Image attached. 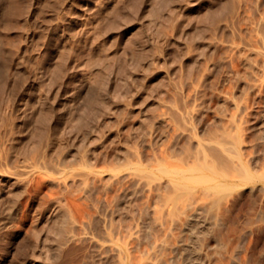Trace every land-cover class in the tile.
<instances>
[{
  "label": "rangeland",
  "instance_id": "374dc122",
  "mask_svg": "<svg viewBox=\"0 0 264 264\" xmlns=\"http://www.w3.org/2000/svg\"><path fill=\"white\" fill-rule=\"evenodd\" d=\"M1 1L0 264H121L119 248L125 264L172 256L153 254L179 234L171 190L149 181L156 159H183L197 136L232 144L264 172V0H231L189 43L202 0ZM136 51H146L140 63L130 61ZM87 81L94 97L79 95ZM242 200L241 219L252 210ZM60 207L72 223L51 257L43 231ZM256 217V231H229L233 259L220 252L218 264H264Z\"/></svg>",
  "mask_w": 264,
  "mask_h": 264
},
{
  "label": "bare ground",
  "instance_id": "6f19581e",
  "mask_svg": "<svg viewBox=\"0 0 264 264\" xmlns=\"http://www.w3.org/2000/svg\"><path fill=\"white\" fill-rule=\"evenodd\" d=\"M230 1L231 0H220V1H218V0H216V1L215 0H202L200 5H198V6L204 5V13H201L202 14L201 16L198 14L200 17L198 22L196 20V22L198 24L196 23L197 26L194 27L195 30H194V32L192 31L193 33L190 36L187 34L189 36V38L187 35H184L185 36V42L188 41V43H189V42H192L194 40L195 41L196 40H202L204 35L207 32V27H210V26L214 27L215 26V25L209 26V24L211 22L215 23L216 20L218 22V19L221 20L220 18H223L224 15L228 13V10H229V7H228L229 4L228 3ZM1 2L2 1L0 0V15L2 16V14H4L5 7L1 6ZM197 2H199V0H197ZM197 2H195V3H197ZM200 12L201 11H199V13ZM196 18H197V16H196ZM192 21H195V18ZM190 23H192V22L190 21ZM187 24H186V27L189 26V24H188V26H187ZM183 28H184V26H183ZM185 28H184V30H185ZM187 29H190V28H187ZM184 30H183V32H184ZM124 31H125V29H124ZM133 39L135 40V38H133ZM137 40H139V39H137ZM128 41H131V40H128ZM139 42H141V40ZM139 42H137V43H139ZM133 43H134V41H133ZM133 43H131V46ZM141 43H143V42H141ZM141 43H139V44H141ZM126 45H128L127 48L130 46L129 43ZM131 46L129 47V49H131ZM142 46H144V43ZM133 47H134V45L132 46V50L134 49ZM145 48H146V45H145ZM0 49H2V48L0 47ZM143 51L142 52L136 51L133 53H131L132 52L131 51V52H129V53H131L130 54L131 56L130 55H127V56H130L129 57V58H131L130 61H132V59H133L132 57H135L136 58V60L134 61L135 63L140 59V61L138 62V63H140L141 61H143V60H141V58L143 59V57L146 53V51L144 53H143ZM171 51H173V52H171V54L173 55L174 58H176L177 55H179L178 50L176 48H173V50L171 49ZM2 54H3V52H2ZM2 54H1V50H0V85L2 84V81L4 80V70H5V65H6L5 61H7L6 60L7 58L4 59L5 54H3V56H2ZM121 56H123V54ZM123 57L125 58V56H123ZM127 59H128V57H126L125 60H127ZM119 62H122V61L119 60L118 63ZM121 64H125V63L122 62ZM101 67H102V65H101ZM101 67L99 66L98 68H101ZM104 69H105V67H104ZM105 73H106V71L103 74H105ZM93 84L88 82V81L85 82L84 88L83 89L81 88L82 90H80L79 95L82 96V94H83L86 97L88 95H89V97L91 95H93L95 92L93 94L91 93V95L89 94L93 90L92 87L95 86L94 89L96 88V85L92 86ZM73 94H75V93L73 92ZM80 96H78V97H80ZM89 97H87V98H89ZM93 97H94V95H93ZM81 100L82 99H80L78 101L80 104H81ZM86 100L87 99H85V102H86ZM92 101H94V100H92ZM92 101L89 103H92ZM95 101H96V99H95ZM75 102H76V100H75ZM77 105H78V103H77ZM79 108L77 107L78 110H80ZM82 108H84V107H82ZM86 111H87V109L85 106L84 115H85ZM73 114H74V112H73ZM79 114H81V113H79ZM81 116H82V114H81ZM82 117L80 119H82ZM263 121H264V118H263ZM254 127H256V126H254ZM256 129H258V128H256ZM152 130L154 131V129H152ZM152 130H151V132L149 131L151 134L153 132ZM252 130H255V129H252ZM157 131L159 132L158 129H157ZM259 133L260 134H258V135L264 136V122L262 123V128H261V131ZM162 134H163V132H162ZM153 135H155V133ZM198 135H200V134H198ZM155 136H157V135H155ZM155 136H153V139ZM150 137H152V136H150ZM160 137H162V136L160 135ZM160 137H159V139L161 140ZM196 138H197V141L195 142L196 148L194 149V151H192L193 149H191V146H190L191 151H188L189 153L187 155L185 153L186 156H184V157L182 156L183 159H180L179 161L175 160V158H173L174 160L170 159L172 156L170 157V156H168V154H167V156H162L161 155L162 151L159 153V155L162 157L158 158L157 154H156V157L158 159H156V161L154 163V169L153 170L156 171L157 173H156L154 179L150 180L149 182H154V181H159V180L165 179V182L167 183L168 187H170V190H171L168 195L165 194L166 196H168L167 197V203H168L169 207L167 209H170L169 213L171 215L172 221L174 218H176V220H177V222H176L177 227L175 226L177 229H175V228L174 229L175 230L179 229L178 230L179 232H177L179 234L175 235L174 241L169 242V239H165L168 241L159 240L160 244L162 242L163 243L161 244V246L159 244L160 248L158 249L157 254L155 253V250H157V249H154V253H153L154 256H157L159 254V250L163 253L164 252H168V253L171 252V253H173V255L171 254L172 256H170V257L165 256L166 259H163L162 257H164V256H162V255H164V254H159L158 256L161 255L160 257L162 259L160 257L159 258L154 257V258H156V260H154L156 262V264H218L219 260H216L215 257L220 252L229 256L230 259H233L232 254H234L235 247L230 244L231 241L233 240V238L232 239L229 238V240H230L229 241L228 237H227L228 233H230L231 231H234V230L236 231V229H235L236 225H237V227H238V225H240L239 226L240 232L243 231L245 233L246 231H244V230H251L253 228V226H252L253 222H251V221H255L256 216H257L256 218H260V221H262L264 223V185H262V186L253 185L257 181H260L264 184V172H262L263 174L260 172L261 173L260 176H258L259 175L258 172H257L258 175H256L254 172V166H255V168L257 167L255 165V162L257 160L254 161L251 158H249L250 160L249 159L247 160V158H248L247 157L246 161H244L243 158H245L244 156H246V153L243 156L242 155L243 151L241 154L238 150H236V149L234 150L235 146L233 147L232 144L230 145L229 143H227L225 141L224 142L223 141H216V140L213 141L212 139L205 140V138L202 139L203 137L201 138L198 136ZM149 139L151 141L152 138H149ZM157 139H158V137H157ZM257 139H258V137H257ZM261 140H262V138H261ZM157 141H159V140H157ZM157 141L155 143H157ZM259 142L264 143L263 141H258V143ZM262 143H260V144H262ZM254 144H256V143L255 142L253 143V147H254ZM257 147H258V145H257ZM240 150H241V148H240ZM261 150H263V149H260L259 151H261ZM259 151H258V153H260ZM252 152H253V148H252ZM254 152H255V150H254ZM166 153L167 152H165L163 154L165 155ZM257 154H255V155H257ZM255 155H253V156H255ZM249 156H250V154H249ZM156 157H153L152 160L154 161V159ZM182 157H180V158H182ZM257 157H259V156H256V159H257ZM259 160L260 159H258V161ZM257 165H259V164H257ZM258 170H259V168L256 171H258ZM121 176L122 175H120V177ZM115 177L116 176H114V178ZM117 177H119V176H117ZM122 178H124V177H122ZM247 184H249V186L244 187V186H247ZM165 192L167 193V189H165ZM165 195H164V198H165ZM243 198L248 199V202H250L249 203L250 207L249 206H247V207H249V209L252 208V210H248L246 213L243 212L244 216L247 218V220H246V218L243 217L246 221L245 220L242 221L243 218L241 219V216H239V215H241V212H242V211L240 212L239 210H240V206L242 205L241 203L243 201L242 200ZM258 201H259V203H258ZM246 203H247V200H246ZM243 204H244V202H243ZM244 205L241 207L242 208L245 207ZM253 207H255L254 210H253ZM242 208H241V210L244 211V209H242ZM237 211H239V213H240L239 215H238ZM251 214L253 216L256 215L255 217H253L254 220L250 219ZM168 219H170L169 216H168ZM48 220L50 223L48 222L49 223L48 227L43 232H44V236L46 237V239L48 241L47 251H48L49 255H51V257H52V256H54L60 252L62 245L64 244L65 240L67 239V237L70 233L69 227L71 226L72 221H71V217L69 216V213L61 207L56 209L53 216H51ZM257 221H259V220H257ZM257 221H255V222H257ZM262 222H260V224L257 227H255V228H257V232L259 234L262 231H264V224H262ZM171 224H173V222H171ZM173 225H172V229H173ZM256 225H254V226H256ZM168 228H169V226H168ZM171 231L172 230H169V232H171ZM108 232H109V229H108ZM247 232H249V231H247ZM105 233H107V232H105ZM102 234H104V233H102ZM166 234H167V231H166ZM104 235H106V234H104ZM236 235H239V234H236ZM244 235L245 234H243V237H244ZM250 235H252V234H250ZM254 235H255V232H254ZM239 236H241V233ZM255 236H257V235H255ZM99 238H100V236H99ZM104 238H105V236H103L102 239H104ZM106 238H108L107 235H106ZM169 238H171V237L169 236ZM261 238H262V236L260 237V239ZM171 239H173V237ZM257 240L258 239H256V241ZM235 242L237 243V241H235ZM258 244H259V242H258ZM155 246L157 247V245H155ZM237 247H238V245H237ZM153 248L151 247V250ZM118 253L120 256L119 260L121 261V264H125V262L127 261V258H126V256L123 255V251L120 248H119ZM165 254L170 255L167 253H165ZM152 255H151V257H152ZM226 255H225V257H226ZM234 256L236 258V255H234ZM149 259H151V258H149ZM120 261H119V263H120Z\"/></svg>",
  "mask_w": 264,
  "mask_h": 264
}]
</instances>
